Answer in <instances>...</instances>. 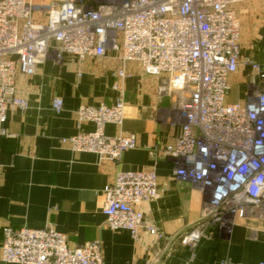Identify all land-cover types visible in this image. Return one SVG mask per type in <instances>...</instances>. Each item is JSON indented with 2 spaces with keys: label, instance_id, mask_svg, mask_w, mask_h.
I'll list each match as a JSON object with an SVG mask.
<instances>
[{
  "label": "built area",
  "instance_id": "1",
  "mask_svg": "<svg viewBox=\"0 0 264 264\" xmlns=\"http://www.w3.org/2000/svg\"><path fill=\"white\" fill-rule=\"evenodd\" d=\"M245 1L0 0V135L6 133L8 107L27 105L17 94L19 75H33L47 60L62 64L112 52L119 60L110 73L118 96L110 105H80L77 127L91 122L94 129H79L61 143L115 163L137 146L134 133L105 132L106 124L123 122L126 62L159 79L157 94L169 100L167 120L180 129L172 143L149 148L152 166L117 170L104 187L107 227L126 229L135 240L142 229L156 240L167 238L138 208L157 197L154 164L159 158L172 161L175 179L204 194L201 222L174 235L173 244L193 249L206 226L229 232L236 218L263 216L264 60L241 55L237 6ZM261 47L264 51V43ZM239 67L250 70L246 98L229 102V76ZM62 107V98L53 96L51 108L59 112ZM1 236L4 264H103L98 239L70 245L52 225H4Z\"/></svg>",
  "mask_w": 264,
  "mask_h": 264
},
{
  "label": "crops",
  "instance_id": "2",
  "mask_svg": "<svg viewBox=\"0 0 264 264\" xmlns=\"http://www.w3.org/2000/svg\"><path fill=\"white\" fill-rule=\"evenodd\" d=\"M257 35L259 41L255 47L248 46L249 54L264 60L260 49L264 32ZM118 65L114 53L107 52L100 58L62 64L47 60L33 75L17 77V94L25 97L27 105L23 109L8 107L6 133L0 135V241L4 225H52L66 235L70 245L98 239L103 264H156L166 249L161 264H264V215L236 218L229 232L206 226L193 249L174 241L169 244L172 236L199 221L204 194L196 185L175 179L173 163L166 158L154 164L157 197L138 208L145 221L167 238L156 240L142 229L135 240L126 229L107 227L102 212L104 187L117 170L152 166L149 148L172 143L180 129L179 123L167 120L169 100L157 94L159 79L144 74L137 63L126 62L123 122L119 127L106 124L105 132L134 133L137 146L124 151L115 163L61 143L79 129H94L91 122L77 127L75 110L80 105H110L115 101L118 92L111 88L110 73ZM249 72L239 67L229 76V102L245 100ZM56 95L63 100L59 112L51 108ZM0 264L4 263L0 260Z\"/></svg>",
  "mask_w": 264,
  "mask_h": 264
},
{
  "label": "rangeland",
  "instance_id": "3",
  "mask_svg": "<svg viewBox=\"0 0 264 264\" xmlns=\"http://www.w3.org/2000/svg\"><path fill=\"white\" fill-rule=\"evenodd\" d=\"M35 2H48L49 0H34ZM240 23L241 55L249 56V45H257L259 34H263L264 4L260 0H246L237 6ZM259 28V29H257ZM255 47V46H254ZM260 48V47H259ZM262 49V47L260 48ZM252 56V55H250Z\"/></svg>",
  "mask_w": 264,
  "mask_h": 264
},
{
  "label": "water",
  "instance_id": "4",
  "mask_svg": "<svg viewBox=\"0 0 264 264\" xmlns=\"http://www.w3.org/2000/svg\"><path fill=\"white\" fill-rule=\"evenodd\" d=\"M199 222H201V220H200V221H197L196 223H194L193 225L187 227L186 229H184L183 231H181V232H179V233L189 231L192 227L196 226ZM179 233H177V234H179ZM174 238H175V236L172 237V238H170V240H169V244H171V243L174 241ZM166 251H168V250L166 249V250L162 253V255H161L159 261H158L156 264H161V263H162V260L164 259V256L167 254Z\"/></svg>",
  "mask_w": 264,
  "mask_h": 264
}]
</instances>
